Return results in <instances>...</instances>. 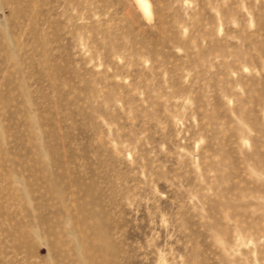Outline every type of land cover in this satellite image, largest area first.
I'll return each instance as SVG.
<instances>
[{
  "label": "rangeland",
  "instance_id": "obj_1",
  "mask_svg": "<svg viewBox=\"0 0 264 264\" xmlns=\"http://www.w3.org/2000/svg\"><path fill=\"white\" fill-rule=\"evenodd\" d=\"M0 264H264V0H0Z\"/></svg>",
  "mask_w": 264,
  "mask_h": 264
}]
</instances>
